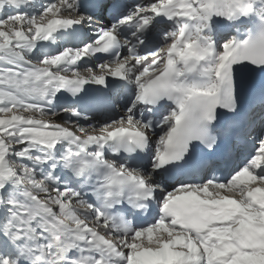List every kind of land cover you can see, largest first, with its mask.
<instances>
[{
  "label": "snow or ice",
  "instance_id": "snow-or-ice-1",
  "mask_svg": "<svg viewBox=\"0 0 264 264\" xmlns=\"http://www.w3.org/2000/svg\"><path fill=\"white\" fill-rule=\"evenodd\" d=\"M0 264H264V0H0Z\"/></svg>",
  "mask_w": 264,
  "mask_h": 264
}]
</instances>
